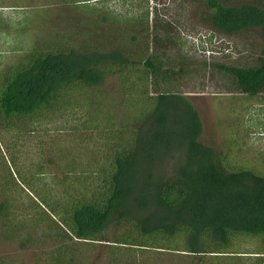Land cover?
<instances>
[{
    "label": "trees",
    "instance_id": "1",
    "mask_svg": "<svg viewBox=\"0 0 264 264\" xmlns=\"http://www.w3.org/2000/svg\"><path fill=\"white\" fill-rule=\"evenodd\" d=\"M90 1L74 0L83 18L63 21L53 37L25 51L0 78L2 144L3 133H14L27 146L49 145L62 171L43 184L49 173L44 162L36 161L38 171L30 174L6 148L1 152L4 166L10 161L16 170L8 169L10 180L2 179L0 188L4 236L15 237L8 233L10 210L22 209L11 192L26 187L37 193V208L49 213L44 219L51 229L45 233L59 242L50 257H38L39 264H78L82 245L108 241L116 256L122 247L156 254L237 253L249 241L256 247L247 252L264 262V166L238 161L231 146L224 151L206 144L198 111L185 94L170 89L185 72L171 60L198 59L184 48L178 20L160 19L156 4L112 12ZM200 1L205 14L197 17L198 25L240 46L249 43L247 57L253 58L233 65L227 62L233 52L222 51L210 74L213 86L264 102V0ZM251 30L260 33L262 45L250 39ZM206 75L197 70L195 80ZM158 76L167 86L161 87ZM109 79L116 81L110 93L104 88ZM236 114L230 113L228 130L239 134L243 119ZM48 128L62 132L51 139L65 138L66 146L42 139ZM86 260L79 264H90Z\"/></svg>",
    "mask_w": 264,
    "mask_h": 264
},
{
    "label": "rangeland",
    "instance_id": "2",
    "mask_svg": "<svg viewBox=\"0 0 264 264\" xmlns=\"http://www.w3.org/2000/svg\"><path fill=\"white\" fill-rule=\"evenodd\" d=\"M73 1L0 0V78L3 73L7 72L6 67H9L12 62L20 60L25 51H28L41 40L53 37V32L62 27L63 21L71 22V20L77 21L83 18V13L75 9L74 3L72 4ZM90 4L112 12H119L131 4H137V7L140 6V10L144 6L147 8L148 5L152 7L156 4L160 8L157 11L154 10L159 14L160 19L167 17L174 22L178 20L179 31L182 33L179 32V34L181 42L185 44L184 48L198 56L199 60L185 61V63L181 64L171 60L174 65L177 64L180 65L179 67L184 68L185 72L183 79L173 82L170 85V89H176L185 94L191 101L193 108L198 111L203 121L202 140L206 144L217 150L224 151L231 146L237 152L235 155H237L238 161L249 160L251 165L258 169L264 166V102H260L261 99H254L249 96L247 99L245 93H240L232 88H226V90L215 88L213 85L216 80L211 77L212 75L210 76V74H213L214 61H219L218 59L223 56L222 51L233 52L227 58L228 63L235 65L236 63H243L245 60L248 63H252L253 58L249 59L248 57L251 56L247 57L249 52L246 51L249 43L246 47L240 46L230 38L220 36L217 33L213 34L211 28L209 30L204 26H199L197 17L205 14V4L200 0H149L147 4L143 0H91ZM134 12L137 11L134 10L131 13L135 14ZM248 33L250 39L256 44L262 45V38L257 30H251ZM189 47L195 52L191 51ZM213 51L217 53L215 55L219 56L218 58L212 57ZM173 52L181 54V49L179 46H174ZM197 70L208 71V75H206V78L201 79V82L195 80ZM222 78L230 82L229 76H222ZM158 79H161V76H158ZM161 83V87L167 86L163 84L162 79ZM104 88L109 93L113 92L116 88L115 79L107 80ZM215 97L218 98L215 99ZM258 97L261 98L260 95ZM236 111L241 114L243 119L242 124L238 123L237 129L239 130L240 128L241 131L239 134L231 133L228 130L233 120L231 116L237 115ZM231 112L232 115H230ZM49 129L43 131V133L49 131L47 135L44 134L40 137L44 140L50 139L52 147L62 148V146H66V143H63V141L66 142L65 138L59 141L51 139L55 136L57 138L63 137L62 132ZM230 137L234 138V142H230ZM3 139L6 145L2 144L0 136V160L1 152H6V148L7 152L18 158L17 160L21 162L20 165L24 172L29 171L30 174L37 172L36 161L45 163L49 173L47 172L46 179H41L42 182L39 181L40 183L51 184L53 176L58 175L61 177V167H59L54 158V155L57 154L56 152L53 154L48 150L49 145L42 147L41 143L35 145L30 142V146H27L25 139H21L14 133H3ZM42 150H44L45 155L41 154ZM9 164L13 172H15V166L10 161ZM10 167L6 168L4 163L0 161V188L3 187L2 179L7 182L10 180L11 176L7 173ZM26 174L30 176L29 173ZM11 193L13 194L11 198H15L17 206L22 207V209L10 210L13 214L9 218L8 223L10 225L9 228L12 229L8 233H12L15 236L12 238L4 236L5 225L8 224L5 223V220L0 215V264H39L38 257L43 253L46 258L50 257L53 250L51 249L52 245L59 244V242L54 241L50 235L45 233L46 230L51 229L44 219L47 218L49 213L43 209L45 207L42 209L37 208L40 201L37 198V193L33 190L24 187L21 191L17 189L12 190ZM14 216L17 219H14ZM108 236L110 240L114 235ZM244 240L241 239L239 242ZM257 243H260V241H257ZM255 244V242H243L242 245H239L241 247L237 253L227 252L204 255L184 251L182 246L180 247V249H183L181 253H166L164 251L161 254H156V249L130 247L124 249L126 247H122L120 254L116 256L114 249L112 250L113 253H111L112 243L109 241L95 242L82 245L80 254L78 253L75 260H78V264L83 259H87L86 262L90 264H117L118 259L120 264H130L134 260H137L139 264H264L263 259H261L263 257H257L258 255L247 252L256 247ZM233 248L235 246L230 247L229 250ZM114 255L116 262L115 260L112 262ZM41 264H44V262H41Z\"/></svg>",
    "mask_w": 264,
    "mask_h": 264
}]
</instances>
